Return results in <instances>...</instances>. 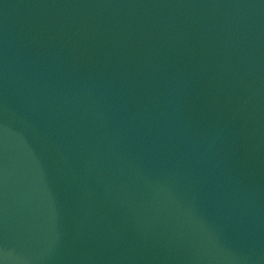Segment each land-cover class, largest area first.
<instances>
[{"label":"water","instance_id":"water-1","mask_svg":"<svg viewBox=\"0 0 264 264\" xmlns=\"http://www.w3.org/2000/svg\"><path fill=\"white\" fill-rule=\"evenodd\" d=\"M0 264H264V0H0Z\"/></svg>","mask_w":264,"mask_h":264}]
</instances>
